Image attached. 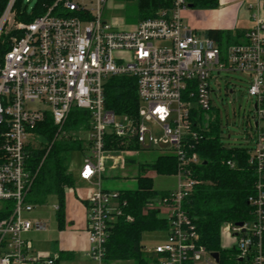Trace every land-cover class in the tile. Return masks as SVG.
<instances>
[{
    "label": "built area",
    "instance_id": "2783aa9c",
    "mask_svg": "<svg viewBox=\"0 0 264 264\" xmlns=\"http://www.w3.org/2000/svg\"><path fill=\"white\" fill-rule=\"evenodd\" d=\"M108 1L56 0L44 14L25 22L16 18L17 0H9L0 16V45L7 47L0 51V264H59V255H31L25 238L47 230L44 221L29 217L38 208L29 199L37 176L28 164L29 145L35 148L30 140L39 137L33 129L49 116L61 139L74 110L91 116L85 140L89 156L80 176L93 186L86 205L87 255L93 264H107L110 230L127 205L121 191L103 188L106 170L124 167V154L131 153L108 149V136L134 140L141 149L162 148L178 160L177 189L149 204L170 225L166 244L144 246L155 264H218L200 244L182 203L200 183L194 178L200 159L189 153V139H197L192 114L212 109L211 82L218 84L222 73L241 74L248 84L257 120L250 162L259 181L249 198L254 219L242 226L225 223L221 233L235 237L241 260L264 264V129L258 126L264 121L263 18L254 11L245 41L223 51L214 39L184 23L188 0H169V8L131 30L104 20ZM123 76L137 79V118L116 115L105 106L106 83Z\"/></svg>",
    "mask_w": 264,
    "mask_h": 264
},
{
    "label": "trees",
    "instance_id": "16d2710c",
    "mask_svg": "<svg viewBox=\"0 0 264 264\" xmlns=\"http://www.w3.org/2000/svg\"><path fill=\"white\" fill-rule=\"evenodd\" d=\"M56 0H38L33 13L21 8L22 0L15 7L18 19L31 22L44 14ZM194 8L212 10L219 7V0H188ZM9 0H0V16ZM138 23L157 16L161 9L169 8V0H136ZM206 35L214 39L225 51L229 45L239 43L242 35L237 33L209 30ZM7 49L0 45V51ZM105 106L116 115L137 118L140 108L137 79L135 77H113L105 85ZM211 111V110H210ZM204 113L193 111L192 131L197 139H189V153H196L200 163L194 167V178L200 183L182 203L184 212L197 227L200 244L211 253L219 254L218 264H251V259L241 260L237 247L227 249L222 245V227L225 223L239 224L254 219L249 198L255 194L259 181L257 167L251 164L250 147L228 146L223 142L219 116L208 121ZM91 128V116L85 111L71 112L66 124V138L56 139L57 127L49 116L38 124L34 133L41 143L38 148L29 145V167L37 173L31 192V201L43 205L54 198L58 203L56 218L59 229L65 228V198L68 189L75 186V179L69 172L70 156L75 151H83L86 141L79 138L81 131ZM108 149L136 151L141 148L134 141L118 140L108 136ZM86 150V149H85ZM235 164L234 168L228 165ZM144 171H154L160 176H174L178 171V160L171 153H162L153 163L142 167ZM168 192H159L154 181L147 176L138 177L137 189L121 191V199L127 205L123 215L113 224L106 245V263L128 262L134 264H155L153 256L146 254L142 245L143 235L152 232H167L169 220L160 210L149 208L154 200L163 198ZM132 221L128 222L127 217ZM264 251V237H263Z\"/></svg>",
    "mask_w": 264,
    "mask_h": 264
},
{
    "label": "rangeland",
    "instance_id": "374dc122",
    "mask_svg": "<svg viewBox=\"0 0 264 264\" xmlns=\"http://www.w3.org/2000/svg\"><path fill=\"white\" fill-rule=\"evenodd\" d=\"M38 0H22L21 8L27 15L33 13ZM16 18L18 19V12L16 10ZM105 21L115 25L120 29H131L133 25L138 23L137 20V2L136 0H109L103 14ZM19 20V19H18ZM21 21V20H19ZM211 104L212 109L204 113V120L206 123L216 116L221 120L223 142L228 146L243 145L245 147H252L250 140L247 142L246 137L253 134L255 131V113L252 98L247 93L248 84L244 77L238 73H222L218 79V84L211 82ZM145 107V106H144ZM252 130V131H251ZM158 130V134H160ZM157 133V132H156ZM67 134L62 136L60 140L66 138ZM78 137L86 140L87 132L81 131ZM31 143L34 147H39L41 141L32 138ZM75 151L70 156L69 172L78 176L80 169L86 157L89 156L85 150ZM125 152V151H123ZM164 149H141L138 152L131 151L126 156V164L124 167L117 169L108 168L103 178V188L109 191H133L137 189L138 177L147 176L153 179L154 188L159 192L175 191L178 187L177 179L174 176H160L154 171H144L142 167L153 163L162 153ZM30 194V201H31ZM70 196L67 194V207L69 205ZM73 204V200H72ZM37 205L35 218L45 219L49 226V231L46 233H35L34 248L36 250L52 253L50 247V240L58 239L64 241L65 235H59V230L56 223V212L54 206L57 205V200L54 198L48 199L43 205ZM68 210V209H67ZM69 219L68 213L67 218ZM66 230H64L65 232ZM169 241L167 232H152L143 235L142 244L148 248L156 247L157 245L166 244ZM55 255V254H54ZM110 264H134L129 262H112Z\"/></svg>",
    "mask_w": 264,
    "mask_h": 264
},
{
    "label": "crops",
    "instance_id": "0c3cea01",
    "mask_svg": "<svg viewBox=\"0 0 264 264\" xmlns=\"http://www.w3.org/2000/svg\"><path fill=\"white\" fill-rule=\"evenodd\" d=\"M254 11H258L264 20V2L259 3L258 0H219L217 9L206 10L189 7L182 14L184 23L191 29L199 33L206 34L209 30H219L224 32L237 33L242 35L239 43L245 41L246 34L252 28L253 22L251 15ZM138 23L133 25L134 29ZM125 29V30H131ZM238 44V43H236ZM258 126L264 129V121H260ZM252 131V130H251ZM253 132V131H252ZM252 142L253 149L255 147V138L252 135L246 137V141ZM155 149V148H154ZM82 169V167H81ZM81 169L78 176L72 174L75 179V186L66 192L65 198V228L59 229L56 218L59 235H65V241L58 239L50 240L52 253L38 251L34 248V234L46 233L49 230L47 220L35 218L36 210L29 217L34 220H42L47 224V230L44 232H30L25 235V238L31 242V255L37 253L45 254L46 256L59 255V264H93L88 258L89 234H88V219H87V200L93 190V186L81 179ZM106 174V173H105ZM105 178V177H104ZM103 178V180H104ZM107 190V189H106ZM170 192V191H169ZM67 194L70 196L69 205L67 207ZM73 200V204H72ZM58 206V203L57 205ZM54 206V209L55 207ZM68 209V210H67ZM57 213V210L55 209ZM67 213L69 219L67 218ZM163 216V215H162ZM64 230H66L64 232ZM143 245V244H142ZM222 245L224 248L231 249L236 247V239L234 236L222 234ZM145 246V245H143ZM146 247V246H145ZM146 253V252H145ZM149 254V253H146ZM150 256H153L149 254ZM129 262V261H128Z\"/></svg>",
    "mask_w": 264,
    "mask_h": 264
},
{
    "label": "water",
    "instance_id": "95a60500",
    "mask_svg": "<svg viewBox=\"0 0 264 264\" xmlns=\"http://www.w3.org/2000/svg\"><path fill=\"white\" fill-rule=\"evenodd\" d=\"M190 7H192V5H190ZM255 124H257V120H255ZM238 226H242L243 223H239L237 224ZM212 257L216 260L217 263H219V254L218 253H214L212 254Z\"/></svg>",
    "mask_w": 264,
    "mask_h": 264
}]
</instances>
